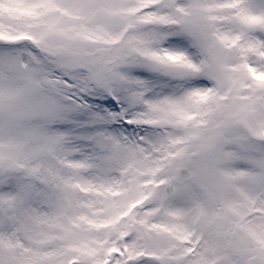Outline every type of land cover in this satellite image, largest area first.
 I'll list each match as a JSON object with an SVG mask.
<instances>
[{
    "label": "snow or ice",
    "instance_id": "snow-or-ice-1",
    "mask_svg": "<svg viewBox=\"0 0 264 264\" xmlns=\"http://www.w3.org/2000/svg\"><path fill=\"white\" fill-rule=\"evenodd\" d=\"M0 264H264V0H0Z\"/></svg>",
    "mask_w": 264,
    "mask_h": 264
}]
</instances>
